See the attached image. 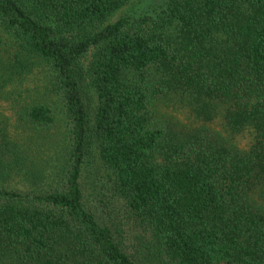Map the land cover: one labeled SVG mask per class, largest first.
<instances>
[{"label": "trees", "instance_id": "16d2710c", "mask_svg": "<svg viewBox=\"0 0 264 264\" xmlns=\"http://www.w3.org/2000/svg\"><path fill=\"white\" fill-rule=\"evenodd\" d=\"M130 1L0 0V264H264V0Z\"/></svg>", "mask_w": 264, "mask_h": 264}, {"label": "rangeland", "instance_id": "374dc122", "mask_svg": "<svg viewBox=\"0 0 264 264\" xmlns=\"http://www.w3.org/2000/svg\"><path fill=\"white\" fill-rule=\"evenodd\" d=\"M164 2L165 0H131L130 3L127 4L115 18L123 15V13L142 14L144 12H149L154 9H161L163 6L162 4H164ZM36 82L43 85L46 83L45 76L39 75L38 70H36V72L30 76L29 80L27 81V87L22 93V95L15 98V100H11L5 103L6 105H8L6 113L13 118V122L15 125L20 126L19 128L20 131L22 130L28 131L27 127L21 126L20 124V114L22 113V110L28 103H32L35 100L33 90L29 91L28 88L33 89L34 88L33 85ZM58 106L59 104L54 106V110L56 113L59 114V118L56 121V125L55 128L53 129V132H55L57 138H62L64 136L67 127L65 125V116L64 114L61 116L58 110ZM61 107H63V105ZM174 111L177 112L176 113L177 116L182 118L181 120H184L186 122L191 120L188 117L185 108L181 107L175 109ZM0 124H1V117H0ZM51 155H52V150L48 151V157Z\"/></svg>", "mask_w": 264, "mask_h": 264}]
</instances>
